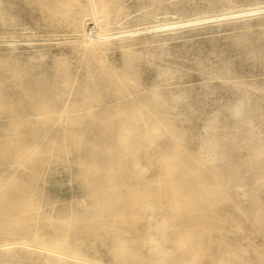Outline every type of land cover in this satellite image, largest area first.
Here are the masks:
<instances>
[{
	"label": "rangeland",
	"instance_id": "374dc122",
	"mask_svg": "<svg viewBox=\"0 0 264 264\" xmlns=\"http://www.w3.org/2000/svg\"><path fill=\"white\" fill-rule=\"evenodd\" d=\"M95 3L0 0V264H264V0Z\"/></svg>",
	"mask_w": 264,
	"mask_h": 264
},
{
	"label": "bare ground",
	"instance_id": "6f19581e",
	"mask_svg": "<svg viewBox=\"0 0 264 264\" xmlns=\"http://www.w3.org/2000/svg\"><path fill=\"white\" fill-rule=\"evenodd\" d=\"M91 5H92V11H93V14H94V18L99 22L100 20H99V15H98V9H97V6H96V3H95V0H91ZM249 14H257V13H259L257 10H251V11H249L248 12ZM231 17V16H230ZM226 18V17H225ZM220 19V18H219ZM223 19V18H222ZM215 20V19H214ZM196 22H198V21H196ZM205 22V21H204ZM192 23L191 22H189L187 25H191ZM186 25V24H185ZM98 27V26H97ZM163 29H165V28H163ZM88 33V32H87ZM89 34V33H88ZM90 35V34H89ZM123 36H125V35H123ZM94 37H96V35L94 36ZM93 39V38H92ZM153 141V140H152ZM138 163V162H137ZM113 165V164H112ZM120 170V169H119ZM140 175V174H139ZM264 196V195H263ZM98 212V211H97ZM151 219V218H150ZM46 251H47V249H45ZM150 250V249H149ZM49 253V252H48Z\"/></svg>",
	"mask_w": 264,
	"mask_h": 264
}]
</instances>
